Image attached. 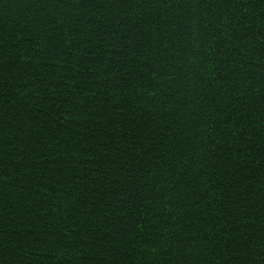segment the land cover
<instances>
[{
	"label": "trees",
	"instance_id": "obj_1",
	"mask_svg": "<svg viewBox=\"0 0 264 264\" xmlns=\"http://www.w3.org/2000/svg\"><path fill=\"white\" fill-rule=\"evenodd\" d=\"M0 264H264V0H0Z\"/></svg>",
	"mask_w": 264,
	"mask_h": 264
}]
</instances>
